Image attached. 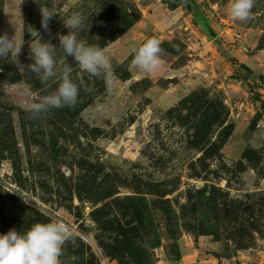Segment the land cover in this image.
Returning a JSON list of instances; mask_svg holds the SVG:
<instances>
[{
  "label": "rangeland",
  "instance_id": "obj_1",
  "mask_svg": "<svg viewBox=\"0 0 264 264\" xmlns=\"http://www.w3.org/2000/svg\"><path fill=\"white\" fill-rule=\"evenodd\" d=\"M174 1L0 0V35L24 40L0 59V233L63 220L61 264H264V94L241 67L264 63V0L246 21L229 0ZM73 11L79 37L106 48L110 90L58 47ZM152 36L161 66L129 70ZM43 39L80 90L32 118L26 105L58 83L27 68Z\"/></svg>",
  "mask_w": 264,
  "mask_h": 264
},
{
  "label": "clouds",
  "instance_id": "obj_2",
  "mask_svg": "<svg viewBox=\"0 0 264 264\" xmlns=\"http://www.w3.org/2000/svg\"><path fill=\"white\" fill-rule=\"evenodd\" d=\"M253 4L254 0H229L230 15L236 20L246 21L251 18ZM40 12L41 28L50 31L49 21L55 13L47 8H41ZM85 19L78 11L63 18L68 32L59 34L58 47L65 56L73 58L83 73L102 78L106 88L110 90L114 74L106 48L79 37L80 31L85 27ZM98 23L102 24L103 21ZM23 43V38H17L16 35L11 38L0 35V59L17 57ZM54 46L56 45L44 39L30 46V58L33 62L27 68L42 82L50 79L58 81L54 91L26 105L32 118L51 108L72 106L77 102L80 89L71 78L73 68L71 64H65L57 75ZM131 51L129 70L151 73L162 64L163 49L158 37L147 38L139 46H133ZM19 67L24 71L23 65ZM71 237V226L59 218L35 222L26 231L11 228L6 233H0V264H61L63 245Z\"/></svg>",
  "mask_w": 264,
  "mask_h": 264
},
{
  "label": "crops",
  "instance_id": "obj_3",
  "mask_svg": "<svg viewBox=\"0 0 264 264\" xmlns=\"http://www.w3.org/2000/svg\"><path fill=\"white\" fill-rule=\"evenodd\" d=\"M6 16H7V11H6V6L4 7V19L6 20ZM262 54H264V49L262 50ZM264 58V57H263ZM243 62L244 65H246L250 70H254V73L256 74L257 73V76L258 77H254V81L256 83H258V88L256 89V91L259 92L260 96L263 97L262 93L264 94V80L261 79L260 77H264V63L262 62H257L255 64V69L254 67L251 65V63H249L250 61H247V60H244V61H241ZM226 63V62H225ZM236 70V69H235ZM256 71V72H255ZM182 72H188L187 69H184ZM226 85V84H225ZM230 87V86H229ZM235 87V90H239L240 93H243V91L241 90L240 86L238 85H234ZM225 92V91H224ZM226 94L228 95V97L232 98L233 97V94L231 93V91H226ZM230 95V96H229ZM264 98V97H263ZM248 253V252H247ZM245 253V254H247Z\"/></svg>",
  "mask_w": 264,
  "mask_h": 264
},
{
  "label": "trees",
  "instance_id": "obj_4",
  "mask_svg": "<svg viewBox=\"0 0 264 264\" xmlns=\"http://www.w3.org/2000/svg\"><path fill=\"white\" fill-rule=\"evenodd\" d=\"M169 2H170V1H169ZM172 4H173V6H177V5H178V0L172 2ZM2 15H3V12H2ZM1 18H2V17H1ZM241 67H242V69H244V70H246V71H250V69H249L246 65H243V66H241ZM260 78L264 80V77L261 76ZM259 98H260V96H259Z\"/></svg>",
  "mask_w": 264,
  "mask_h": 264
},
{
  "label": "built area",
  "instance_id": "obj_5",
  "mask_svg": "<svg viewBox=\"0 0 264 264\" xmlns=\"http://www.w3.org/2000/svg\"><path fill=\"white\" fill-rule=\"evenodd\" d=\"M84 209H85V211L91 210L89 203H87V202L84 203Z\"/></svg>",
  "mask_w": 264,
  "mask_h": 264
}]
</instances>
